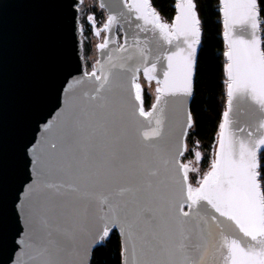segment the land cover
I'll return each instance as SVG.
<instances>
[{
	"label": "water",
	"instance_id": "95a60500",
	"mask_svg": "<svg viewBox=\"0 0 264 264\" xmlns=\"http://www.w3.org/2000/svg\"><path fill=\"white\" fill-rule=\"evenodd\" d=\"M82 1L0 0V264H91L95 247L106 238L105 227L109 234L117 229L121 235L123 264H166L167 258L159 254V249L154 254L140 241L134 253L128 239L127 219L123 213L109 211L102 204L103 197L121 206L132 201L139 195L138 176L122 171L111 176L86 177L75 167L69 173L63 166L73 160L68 132L77 119L105 121L110 134L120 137L125 160L129 155H148L157 158L161 169L165 166L163 161L175 155L177 147L190 146L188 133L194 124L191 101L202 41L201 23L192 94H165L159 105L156 97L147 108L144 101L147 87L145 82L140 84V77L148 79L144 67L156 62L157 56L174 51L176 41L167 44L152 25L136 19L135 10L129 7L132 0H99L108 17L117 19L105 30L100 16L96 15L100 29L94 24L95 32L102 31L104 38L97 45L98 60L90 71L84 50ZM152 7L159 13L153 3ZM178 14L176 8L175 16ZM224 39L227 51L228 43ZM106 41L107 48L98 47ZM134 41L148 53V63L140 66L136 74V83L142 89V107L145 112H152L147 118L133 115L141 103L133 99L130 87L137 62L129 61L123 68L112 67L128 55L117 49L124 45L132 52ZM156 63V72L149 75L162 80L166 61L161 59ZM108 72L111 73L108 83L97 94L100 80L96 76L103 79ZM157 79L152 80L157 82ZM157 119L162 121L161 125H157ZM229 119L230 125L220 127L215 158L222 132L224 136L231 132L237 139H247L246 133L252 131L256 138L260 135L256 129L264 121V112L250 100H234ZM238 128H244L245 133H239ZM157 129L160 137L143 138L142 133L151 136ZM197 152L201 154V149ZM176 159L188 163L184 154ZM51 184L65 187L56 191L49 187ZM69 184L74 188H68ZM176 199L179 200L178 194ZM184 210L188 211L187 206ZM201 214L209 215L211 210L202 208ZM42 216L46 224L41 223ZM219 239L217 234V244ZM213 264H223L219 253Z\"/></svg>",
	"mask_w": 264,
	"mask_h": 264
},
{
	"label": "snow or ice",
	"instance_id": "6c2138e0",
	"mask_svg": "<svg viewBox=\"0 0 264 264\" xmlns=\"http://www.w3.org/2000/svg\"><path fill=\"white\" fill-rule=\"evenodd\" d=\"M129 7L135 10L136 19L158 30L167 44L173 45L176 41L174 51L155 58L156 62L166 61L162 80L149 75L156 72V62L144 67L149 80L157 79V105L165 94L190 96L195 51L201 36V22L194 0H178L175 7L179 14L171 26L162 21L152 7V0H132ZM221 12L223 35L228 43V50L224 53L228 60L227 110L222 114L224 123L220 125L224 129L232 123L229 116L234 100H250L264 112V0H221ZM116 19L109 16L104 29L109 30ZM107 46L106 41L98 47L104 49ZM133 48L134 51L129 52L128 47L121 45L117 51L128 55L122 58V63L112 64V67L123 68L129 61L137 62L133 66L130 87L133 99L141 103L135 107L133 115L147 118L152 116V112H145L142 107V89L136 83V74L140 66L148 63V53L136 41ZM111 59L110 55L109 61ZM91 75L95 76V73ZM109 75L110 72L106 73L103 79L96 76L100 80L97 94L108 83ZM156 123L161 125L162 121L157 119ZM237 131L245 133L244 128ZM256 131L259 136L253 138V132L248 131L247 139H237L231 132L224 136L222 132L211 170L194 187L196 177L192 176L190 182L189 173H196L198 169L194 163L182 164L176 159L187 151L186 145L177 147L175 155L163 161L165 166L161 169L157 158L148 155H129L125 160L120 137L110 134L105 121L77 119L68 132L72 138L73 160L63 166V170L70 173L75 167L86 177L111 176L123 171L140 178L139 195L123 206L107 197L102 198V204L109 211L123 213L127 219L128 239L134 253L137 241H140L154 254L159 249V254L167 258L166 264H213L217 253L223 264H264V121ZM160 135L158 129L151 136L147 132L142 133L145 140ZM194 156L195 161L201 159L199 152ZM49 187L60 191L65 186L51 184ZM67 187L74 188L71 184ZM177 194L179 200L176 199ZM185 206L188 211L184 210ZM202 208L210 209L211 214L202 215ZM41 223L46 224L43 216ZM108 234L109 229L105 227L103 236ZM217 234L220 238L218 244L215 242Z\"/></svg>",
	"mask_w": 264,
	"mask_h": 264
},
{
	"label": "trees",
	"instance_id": "16d2710c",
	"mask_svg": "<svg viewBox=\"0 0 264 264\" xmlns=\"http://www.w3.org/2000/svg\"><path fill=\"white\" fill-rule=\"evenodd\" d=\"M177 0H152L161 17L173 19L176 13ZM201 20L202 41L198 54L194 95L191 101V112L194 124L189 134L198 149H210L217 143L223 112L226 104V42L221 13L220 0H194ZM89 34L91 24L85 22ZM90 53V47H84ZM145 105L151 106L150 96ZM198 143L200 146H198ZM264 158V153H262ZM91 264H123L122 238L117 229H113L103 242L96 246Z\"/></svg>",
	"mask_w": 264,
	"mask_h": 264
},
{
	"label": "rangeland",
	"instance_id": "374dc122",
	"mask_svg": "<svg viewBox=\"0 0 264 264\" xmlns=\"http://www.w3.org/2000/svg\"><path fill=\"white\" fill-rule=\"evenodd\" d=\"M81 3L85 8L81 13V19H82L86 50L87 47H90V53L87 52L86 53H87L89 70L91 71L94 68L95 62L98 60L97 45L104 38L102 31L100 32L99 35H97L95 32L94 24L98 29H100L96 15H99L101 19V23L105 24L108 14L106 10L100 6L99 0H84ZM89 17H93L94 19H89ZM164 20L166 23H169L171 21L173 23V19L164 18ZM85 22H89L91 24V31L89 34L85 30ZM120 41H122L121 33H120ZM144 82L147 87L146 89H144V97L146 98L147 96H150L151 104H153V102L156 100L157 97L156 89L158 87V84L154 80H148L144 77H140V84ZM189 140H190V146L187 148V151H185L184 153V160L187 161L190 165L194 163V166L198 169L196 173H192V172L189 173L190 182L192 176L196 177V181L193 184V186L195 187L198 186V182L203 177V175L209 172V170L211 169V164L215 159L216 144H214L213 147L210 149H206L202 147L201 159L200 161H195L194 153L197 152L198 147L193 141L191 133L189 134Z\"/></svg>",
	"mask_w": 264,
	"mask_h": 264
},
{
	"label": "flooded vegetation",
	"instance_id": "af4514ba",
	"mask_svg": "<svg viewBox=\"0 0 264 264\" xmlns=\"http://www.w3.org/2000/svg\"><path fill=\"white\" fill-rule=\"evenodd\" d=\"M145 99V98H144ZM152 105V104H151ZM147 108H149V107H147Z\"/></svg>",
	"mask_w": 264,
	"mask_h": 264
}]
</instances>
